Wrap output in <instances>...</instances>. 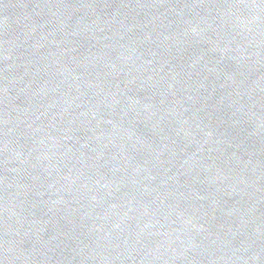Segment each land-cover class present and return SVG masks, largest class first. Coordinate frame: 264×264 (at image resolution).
I'll use <instances>...</instances> for the list:
<instances>
[{"label":"water","instance_id":"95a60500","mask_svg":"<svg viewBox=\"0 0 264 264\" xmlns=\"http://www.w3.org/2000/svg\"><path fill=\"white\" fill-rule=\"evenodd\" d=\"M0 264H264V0H0Z\"/></svg>","mask_w":264,"mask_h":264}]
</instances>
